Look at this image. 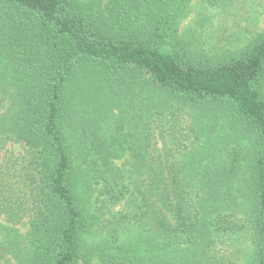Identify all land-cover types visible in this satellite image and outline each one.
Instances as JSON below:
<instances>
[{
  "label": "trees",
  "instance_id": "trees-1",
  "mask_svg": "<svg viewBox=\"0 0 264 264\" xmlns=\"http://www.w3.org/2000/svg\"><path fill=\"white\" fill-rule=\"evenodd\" d=\"M189 2L0 0V214L27 218L17 264H86L94 226L99 264H264V32L195 55L178 35ZM184 107L243 154L185 160Z\"/></svg>",
  "mask_w": 264,
  "mask_h": 264
},
{
  "label": "rangeland",
  "instance_id": "rangeland-1",
  "mask_svg": "<svg viewBox=\"0 0 264 264\" xmlns=\"http://www.w3.org/2000/svg\"><path fill=\"white\" fill-rule=\"evenodd\" d=\"M264 32V0H224L216 5H210L206 0H190L187 11L178 23V35L189 47L192 53L200 56H213L223 53H233L245 47L256 35ZM115 112V111H114ZM193 109L187 107L180 111L182 123L192 127L191 137L185 142L188 148L183 157L189 159L190 154L196 157L195 165L200 168L216 159L225 158L224 153L232 146L240 150L236 142H230L224 131L220 129L221 121L215 117L205 118L197 115ZM164 121L162 128H167ZM183 125V126H184ZM243 141V140H240ZM246 142V140H244ZM157 148L162 147L160 139L156 140ZM6 148L12 153H22L23 146L18 143L9 142ZM205 154L203 159L199 155ZM207 154V155H206ZM243 153H241V156ZM4 151H0V160ZM243 161H241L242 163ZM242 173V171H240ZM244 175H237L233 179L234 185L242 186ZM93 201V197H92ZM94 203H91V211ZM0 224L13 228L12 234L17 241L16 253H7L0 258V264H17L16 256H26L28 252L27 218L16 225H11L6 218L0 214ZM138 230L132 224H126L120 232L122 239L136 240ZM4 232L0 231V240ZM243 235V234H242ZM89 255L86 264H99V260L93 254V250L100 246L107 238L106 231L94 226L87 236ZM247 233L241 237L238 246L246 249L248 243ZM15 255V256H14Z\"/></svg>",
  "mask_w": 264,
  "mask_h": 264
}]
</instances>
